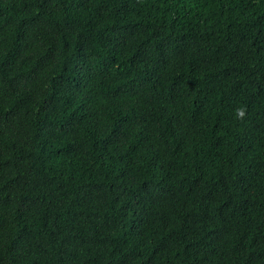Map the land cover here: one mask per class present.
Returning a JSON list of instances; mask_svg holds the SVG:
<instances>
[{
    "label": "trees",
    "instance_id": "1",
    "mask_svg": "<svg viewBox=\"0 0 264 264\" xmlns=\"http://www.w3.org/2000/svg\"><path fill=\"white\" fill-rule=\"evenodd\" d=\"M0 264H264V0H0Z\"/></svg>",
    "mask_w": 264,
    "mask_h": 264
},
{
    "label": "clouds",
    "instance_id": "2",
    "mask_svg": "<svg viewBox=\"0 0 264 264\" xmlns=\"http://www.w3.org/2000/svg\"><path fill=\"white\" fill-rule=\"evenodd\" d=\"M236 112V117L239 118V119H243L245 117V114H246V109L241 107V108H237L235 110Z\"/></svg>",
    "mask_w": 264,
    "mask_h": 264
}]
</instances>
